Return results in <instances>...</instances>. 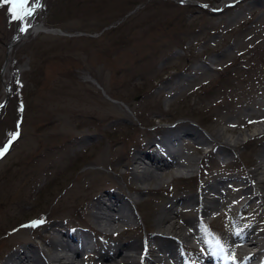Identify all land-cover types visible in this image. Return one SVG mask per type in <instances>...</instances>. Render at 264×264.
Instances as JSON below:
<instances>
[{"label": "rangeland", "instance_id": "374dc122", "mask_svg": "<svg viewBox=\"0 0 264 264\" xmlns=\"http://www.w3.org/2000/svg\"><path fill=\"white\" fill-rule=\"evenodd\" d=\"M228 2L235 5L223 8ZM28 7H34L33 23L64 34H29L12 47L5 66L8 43L30 16L14 20L11 4L0 0V103L6 99L0 147L19 133L0 157V261L21 243L47 256V250L54 251L47 245L52 224L59 230L78 224L93 228L91 205L106 192L129 199L135 211L129 224L109 230L118 233L114 240L127 244L157 231L155 218L168 199L195 195L218 179L250 175L261 141L251 145L253 151L237 146L239 171L229 173L234 170L211 163L219 156L215 141L183 140L180 149L194 159L192 169L214 147L208 169H200V182L177 181L175 170L159 184L139 183L130 161L153 137L148 124L188 118L210 136L221 119H237L231 111L238 105L262 111L256 103L264 100V0H29ZM253 128L242 127L229 142L239 133L237 143L251 137ZM230 183L220 188L227 199L240 195ZM255 204L264 215L262 197ZM228 205L218 206L214 215ZM193 207L192 202L178 205L174 219L191 217L196 225V212H185ZM251 209L244 211L248 219L254 217ZM33 221L42 223L32 226ZM208 224L200 229L208 238L210 232L221 236L233 230L231 221L222 224L221 218L212 221L216 230ZM127 225L131 229L125 230ZM263 225L256 230L264 231ZM121 258L112 264H126ZM86 264L98 261L91 257Z\"/></svg>", "mask_w": 264, "mask_h": 264}, {"label": "bare ground", "instance_id": "6f19581e", "mask_svg": "<svg viewBox=\"0 0 264 264\" xmlns=\"http://www.w3.org/2000/svg\"><path fill=\"white\" fill-rule=\"evenodd\" d=\"M21 28H24L25 30L21 31ZM44 29V24L29 23L27 21V24L16 30L12 41H10V45L7 47L9 52L16 43L23 40L29 34H35L42 31L44 32ZM51 33L58 34L55 32ZM256 107L259 111L262 109L263 112L260 116H264V104H258ZM251 110L253 111L251 112ZM231 112L237 119L235 120L233 116H228V118L225 117L226 120L221 119L222 121L217 122L218 127L215 126V129L210 136H205L196 129L185 126L179 127V130L170 131L166 134V136H161L160 138L156 137L153 141L147 144L146 148L142 152L136 154V156L131 159L132 161H130V165L132 167L130 171L132 175L139 183L147 184L149 182H153L159 184L160 178L172 173L174 170L182 168L183 171H191L189 165H186L184 161H192L194 159L187 156L179 148L180 140L185 137L195 140L198 144H206L210 142V140L215 141L216 147H219L222 150L230 149L232 146H238L239 144L236 142L240 140L241 134L239 133L238 135H235V139L233 140L236 141L233 145L229 143L230 137H232V134H235L236 131L238 132V130L244 126L245 121H242L243 118H247L256 112L250 107H240L239 109H233ZM176 126H178V124ZM259 126V136H263L262 139H264V123ZM224 133L229 135V137H226L225 140L223 139ZM256 155L257 161L256 165L251 170V178L242 181V183L239 184V188L241 189V194L243 195L248 192L254 193L255 190L251 182H256L258 183V193L262 194V197L264 198V140ZM226 183V179H220L215 183L207 184L199 193H196L195 195H188L177 199H168L161 205L155 218L157 226L155 234H152L145 240L134 239L127 244H112L111 246L114 250L113 254H104V251H108L109 245H107L103 248L104 251H100L98 255L95 254L94 258L97 259L98 264H112L115 257L120 255L122 257L121 259L125 261L126 264H140L139 261H141V259H135L138 258L139 255H142L143 257L142 246L148 244L152 239H162L161 243L158 242V250L155 251L156 254L150 256L146 254L145 258L150 257L151 264H166L167 260H170V258H173L177 264H183L181 258L177 255L176 250L174 249L175 247L173 246V242L177 238L182 241L189 242L191 235L195 231L193 230V233L190 232V229L193 227V219L191 217L187 219L188 222L174 219V216L177 214V206L183 203L192 202V204L195 205H202L203 214L208 215L211 213V210H215L220 205L221 199L216 196L212 200L203 203L202 198L204 199L205 195L210 191H213L216 194L219 193L220 188L225 186ZM136 190L141 189L138 188ZM154 190L155 188L147 189L149 192H153ZM118 194L114 192H106L104 195L108 196V204L105 202L102 195L95 198L91 205L92 218L105 229L111 230L122 223L128 224V222L134 220V216H131L128 213V210L130 211L127 204L128 201ZM234 201L235 199L232 200V202ZM131 214H133L132 211ZM50 227H53L54 229L52 230V233L47 236V245H49V247L54 251L47 250L48 254L46 259H49L50 262L54 264H86V258L82 259L81 255L86 253V250H90L87 236L73 230H59L57 224H52ZM250 231L253 232L251 228ZM114 233H116V231H114ZM227 239H229V237ZM248 240L251 244L260 246L261 242L264 240V234L257 233ZM78 243L79 245L77 246ZM134 249H136V251L131 254L128 252L125 253V250L130 251ZM262 249H264L263 246ZM240 251L242 253L237 264H245L247 260L250 261V259H252V254L247 252L248 246L240 247ZM258 252L261 253L264 251H260L259 249ZM40 253L42 252H38L21 243V245H18L17 248H14L10 252L6 259H1L0 264H45L46 262ZM42 255L44 256V254ZM213 258L214 257H212V259ZM224 264L230 263L225 262ZM254 264H264V261L258 258V261Z\"/></svg>", "mask_w": 264, "mask_h": 264}, {"label": "snow or ice", "instance_id": "6c2138e0", "mask_svg": "<svg viewBox=\"0 0 264 264\" xmlns=\"http://www.w3.org/2000/svg\"><path fill=\"white\" fill-rule=\"evenodd\" d=\"M5 2L11 4L9 11L12 13V18L14 20H20L23 19L24 16L32 14V9L28 7L29 0H5ZM181 2H183V0H181ZM24 30V28H21V31ZM18 135V132L11 134L7 143L4 144L3 147H0V157L5 155V153L8 151V147L18 137ZM39 223H42V221H33L32 226H35Z\"/></svg>", "mask_w": 264, "mask_h": 264}]
</instances>
